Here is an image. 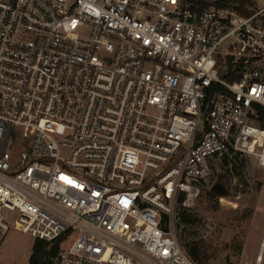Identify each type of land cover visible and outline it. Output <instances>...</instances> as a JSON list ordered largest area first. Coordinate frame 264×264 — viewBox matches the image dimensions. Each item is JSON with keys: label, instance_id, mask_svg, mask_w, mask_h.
<instances>
[{"label": "built area", "instance_id": "1", "mask_svg": "<svg viewBox=\"0 0 264 264\" xmlns=\"http://www.w3.org/2000/svg\"><path fill=\"white\" fill-rule=\"evenodd\" d=\"M251 1L243 16L199 0H0V243L59 240L49 264H195L163 216L194 204L215 158L264 167V0Z\"/></svg>", "mask_w": 264, "mask_h": 264}, {"label": "rangeland", "instance_id": "2", "mask_svg": "<svg viewBox=\"0 0 264 264\" xmlns=\"http://www.w3.org/2000/svg\"><path fill=\"white\" fill-rule=\"evenodd\" d=\"M257 66L264 75V58ZM216 185L223 196L213 191ZM221 198L236 207L222 205ZM167 217L180 246H186V253L195 250V264H255L264 242V167L256 157L242 153L213 159L194 204L184 208L175 200ZM33 242L29 235L9 230L0 243V264H28ZM262 252L260 264L264 248Z\"/></svg>", "mask_w": 264, "mask_h": 264}, {"label": "trees", "instance_id": "3", "mask_svg": "<svg viewBox=\"0 0 264 264\" xmlns=\"http://www.w3.org/2000/svg\"><path fill=\"white\" fill-rule=\"evenodd\" d=\"M200 3L204 6L213 5L215 7H232L235 9L239 14L243 16L250 15L249 8L253 5L251 0H199ZM213 191L220 196L224 195V191L218 188V186L213 187ZM181 199H179V202ZM184 219L188 220V217L185 216V213L183 214ZM163 219L168 222V217L165 215L163 216ZM186 246H183V248ZM59 248V240L54 242V244L50 247L49 250L46 249V242L42 240H34L31 253L29 256L28 264H49L48 258L52 255H54ZM189 258L195 259L196 253L195 250H189V253H187Z\"/></svg>", "mask_w": 264, "mask_h": 264}, {"label": "bare ground", "instance_id": "4", "mask_svg": "<svg viewBox=\"0 0 264 264\" xmlns=\"http://www.w3.org/2000/svg\"><path fill=\"white\" fill-rule=\"evenodd\" d=\"M220 203H221L222 205L230 206V208H231V207H236L235 202L228 201V200H226V199H224V198H221V199H220Z\"/></svg>", "mask_w": 264, "mask_h": 264}]
</instances>
